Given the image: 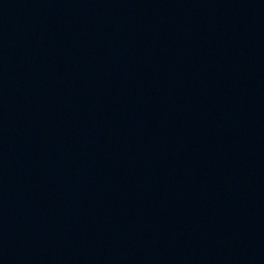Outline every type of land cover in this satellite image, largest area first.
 <instances>
[{"label": "water", "instance_id": "water-1", "mask_svg": "<svg viewBox=\"0 0 264 264\" xmlns=\"http://www.w3.org/2000/svg\"><path fill=\"white\" fill-rule=\"evenodd\" d=\"M0 264H264V0H0Z\"/></svg>", "mask_w": 264, "mask_h": 264}]
</instances>
